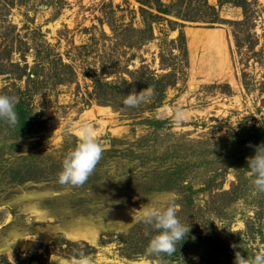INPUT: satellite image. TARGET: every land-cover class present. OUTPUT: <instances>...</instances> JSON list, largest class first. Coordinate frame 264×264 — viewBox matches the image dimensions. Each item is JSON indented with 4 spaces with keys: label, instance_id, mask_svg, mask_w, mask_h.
<instances>
[{
    "label": "rangeland",
    "instance_id": "rangeland-1",
    "mask_svg": "<svg viewBox=\"0 0 264 264\" xmlns=\"http://www.w3.org/2000/svg\"><path fill=\"white\" fill-rule=\"evenodd\" d=\"M152 1L0 0V94L23 99L31 121L0 120V264H69L78 251L93 264H210L216 257L201 245L190 261L146 252L156 230L135 219L137 209L168 192L189 234L231 254L264 252V192L247 167L264 141V0H246L245 13L238 0H208L211 21L160 14ZM191 1L176 11L197 15ZM144 22L152 35L141 33ZM125 31L131 41H119ZM160 54L171 60L165 70ZM58 57L72 81L47 79L25 96L26 77L15 79L9 64H27L26 74L37 64L40 74ZM140 67L174 74L161 81L173 83L161 104L123 103V80ZM92 78L108 84L100 99ZM83 121L98 132L101 159L84 184H61Z\"/></svg>",
    "mask_w": 264,
    "mask_h": 264
},
{
    "label": "clouds",
    "instance_id": "clouds-1",
    "mask_svg": "<svg viewBox=\"0 0 264 264\" xmlns=\"http://www.w3.org/2000/svg\"><path fill=\"white\" fill-rule=\"evenodd\" d=\"M150 96L151 91L144 88L139 92L129 93L123 103L129 107H137L146 102ZM18 100L19 98L15 95L0 94V120H6L12 126L18 123V114L15 111ZM182 116V112H176L177 122L182 119ZM78 135L79 142L62 161V168L58 175L61 184H84L101 159L103 149L97 140L98 132L94 126L87 121L81 122ZM247 167L253 177L255 189L264 192V144L255 146L254 154L247 158ZM176 199L174 193H158L152 197V202H159L156 206L149 202L142 210L137 209L135 219L152 225L156 230L147 244L148 254L172 255L177 251V243L181 244L186 238L190 226L183 224L179 219ZM69 264H93V257L84 251H78L73 254ZM234 264H264V252L246 256L236 251Z\"/></svg>",
    "mask_w": 264,
    "mask_h": 264
},
{
    "label": "trees",
    "instance_id": "trees-1",
    "mask_svg": "<svg viewBox=\"0 0 264 264\" xmlns=\"http://www.w3.org/2000/svg\"><path fill=\"white\" fill-rule=\"evenodd\" d=\"M183 1H185V0H176V2L172 3V5H169V6L161 4L160 0H153L152 3L154 2L156 10L160 14L173 15V16H176L177 18L182 19V20L194 21V20H198L200 18L201 19H209L208 21L212 20V18H210L209 16L212 15V12H214V9L207 5L208 0H196L197 4H198L197 10H199V11L197 12V15H195V16H201L202 15L203 17H195L194 15L183 16V15L179 14V12L176 11V8H179L178 6ZM191 2H194V0H192ZM225 2H227V0H217V3L219 5H222ZM237 4H241L240 7L242 8V10L245 13V9L247 7L246 0H238ZM172 7H173V9H171ZM204 14H206V16H204ZM152 22H147V23L144 22L146 31L143 30L141 32L142 34L149 31V34L151 33V35H152ZM240 24H241L240 22L236 23V25H238V26ZM126 31L124 34H122V36L118 37L119 41L127 42L128 40H130V38H128V37L126 38V35L129 34ZM234 31H237V30H234ZM132 32H134V31H132ZM114 34H115V32H114ZM149 34H147V37L149 36ZM180 36L182 37L181 32H180ZM144 38H146V37H144ZM133 44L134 43L130 42L129 45H133ZM48 48L50 50V47L48 45H46L45 50L47 52H48ZM180 49H181V51L185 50L183 48V45H182V48H180ZM45 50H43L42 52H44ZM182 55H184V53H182ZM43 56L47 57V54L43 53ZM174 57H172V58H174ZM164 58L165 57L164 56L162 57L160 54V63H161L160 66H161V69L165 70V69L169 68V66H170L169 63L171 62V60L169 58L165 59L166 60V64H165V62H163ZM41 64L42 63H39V65H41ZM9 65L12 68L18 69L15 79L19 80V79H22L23 77H26V79H25L26 89L23 92V94H25V96L29 95L31 93H36L37 90L41 88V85H42L44 80L50 79V82L52 83V85L55 86L57 84L59 85V84L71 82L75 76L73 68L70 65L63 64L60 57L57 58V65L55 66V67H58V70L53 65H51L49 62H46L45 66H42V68L40 69V71H41L40 74L36 73V71L38 70L37 64L34 65L32 68H30L29 73L33 75L32 79L30 78V74H26V70H28L27 64H24L21 68L19 67L18 63H12ZM46 66H48V67H46ZM60 69H61V71L64 70V72L63 73L61 71L59 72ZM47 75L49 77H46ZM129 75H130V82L123 80V82L128 87V90L123 95V98H126V96L133 91L139 92L142 88H149L152 92L151 97L154 98L153 100H154L155 106L161 104V100L164 96L163 94H164V91L167 88V86L173 85L172 82H171V84L170 83L166 84L168 82H164L165 84H161L162 80L168 79L170 77L172 78L174 76V74H172V73L157 75L156 73H154V71L152 72L151 70L140 67L138 70H136L132 73L130 72ZM29 82L32 83V85H33L32 87L30 86ZM92 82H94V86L96 87V91L98 92V99H100L99 92H101L103 89H105V87L108 84L106 82H102V80H96L94 78H92ZM112 87H114V86H112ZM89 96L92 98L91 95H89ZM15 111L18 114V123L16 124V126L22 127V128H23V126L26 127L31 121L27 118L26 110L23 107V99L18 100V103L15 106ZM263 144H264V141H263ZM69 245L70 246H78V244H76V243H69ZM200 245H201V247H203L202 250L204 252H206V254H205L206 259L211 257V256L216 257V259H208L210 264H234V258H232V257L234 256L235 253L231 254L226 249L220 248L218 241L214 237L201 235V234L194 236V234L188 233L186 238L184 239V241L181 244L179 242L177 243V251L175 253H173L171 255V257H172V259H175V260L176 259H184V260L190 261L191 257L189 255L195 254L196 250H197L196 247H199Z\"/></svg>",
    "mask_w": 264,
    "mask_h": 264
}]
</instances>
